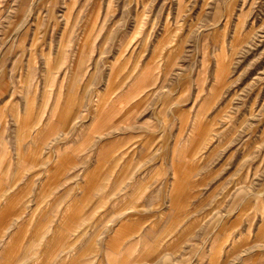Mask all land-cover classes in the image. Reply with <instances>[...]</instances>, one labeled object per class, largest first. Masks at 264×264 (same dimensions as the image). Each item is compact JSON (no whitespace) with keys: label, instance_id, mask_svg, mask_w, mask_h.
<instances>
[{"label":"rangeland","instance_id":"1","mask_svg":"<svg viewBox=\"0 0 264 264\" xmlns=\"http://www.w3.org/2000/svg\"><path fill=\"white\" fill-rule=\"evenodd\" d=\"M0 264H264V0H0Z\"/></svg>","mask_w":264,"mask_h":264}]
</instances>
